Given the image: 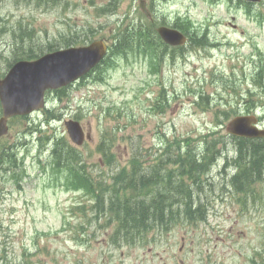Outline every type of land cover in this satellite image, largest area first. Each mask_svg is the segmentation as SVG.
<instances>
[{"label":"rangeland","instance_id":"rangeland-1","mask_svg":"<svg viewBox=\"0 0 264 264\" xmlns=\"http://www.w3.org/2000/svg\"><path fill=\"white\" fill-rule=\"evenodd\" d=\"M69 1L79 3L82 0ZM95 1L98 3L108 2V0ZM148 1L151 6H154L155 1L153 4L150 0ZM233 1L234 3L229 4V7L222 0L217 5H209L205 0L159 1V10L156 14L160 20L165 16L175 18L188 15L194 25L200 29L208 30L210 36L217 38V42L222 45L213 48H209L210 46L207 45L202 50L188 52L184 58L177 59L175 63L168 62L163 66L160 75L161 83L166 91L172 92L177 97L162 116L148 121V127H145L143 122L134 123L131 112L138 111L137 104L142 106L146 104V108H150L152 98L156 96L160 84L146 85L144 74L147 72L139 61L136 62L134 57L131 56L128 60L119 59L118 65L108 73L104 83L90 82L87 86L78 88L76 85L73 88L71 96L75 100L64 101L66 104L70 103L65 111L67 115L73 114L75 111L82 112L80 114L82 123L93 136L92 141L80 147L88 166H94L100 158V154L96 151L98 139L96 134L101 125L104 129L106 126L117 124L126 127L124 130L126 135H124V139L119 140L121 143L115 149L119 156L124 153L128 154L130 147L128 141L125 140L128 135H131L142 147L149 148L157 144L158 134L162 135L164 132H167L169 137L189 135L195 139H199L207 131L223 132L217 125L225 119L223 114L230 110L222 99L223 95L227 93L223 89L224 82L227 81V77L232 78L235 72L239 75V71L244 69L242 68L244 64L249 63L248 65H250L260 60L264 61V25L259 23L257 16L249 17L244 7L239 8L237 0ZM134 2L138 6L136 0L119 1L121 7L116 14L121 15L122 18L127 14L136 20L138 10L136 6H133ZM81 5L82 7L76 11L72 6L69 10L64 11L59 5L48 12L40 10L32 4H21L16 7L7 5L0 9V17L7 19V26L14 25L17 35L22 34V29H19L17 21L23 19L25 28H27V24H30L36 29L38 33L36 41L42 45H46L50 41L60 42L59 31H65L69 27L80 30L89 23L97 28L103 26L99 36H108L117 16L111 17L112 23L102 22V18H96L93 14L91 18L83 13L85 9L90 13L93 10L85 1ZM252 8L257 13L264 12V2L252 5ZM232 17H235V22L239 25L238 31L226 26V22H229L228 19ZM195 30L198 29L195 28ZM224 35L227 36V40L231 41L230 45H223L225 41H221V38ZM24 39L27 45L32 44L30 37L24 36ZM253 44L256 45L255 49ZM10 49L11 38L7 34L0 36V71H4L6 68L5 56H8ZM213 72H215L214 79ZM253 73L250 71L247 75L252 76ZM203 76L206 78L204 82H201L200 79ZM202 84L205 89L193 98V88ZM85 90L86 94L83 93ZM186 90H188V94ZM201 94L208 95L207 101L205 99L206 103L200 104L203 105V108L196 102L200 100ZM83 96L89 100L82 103L81 111L79 110V100L83 99ZM189 97H192V100ZM96 103H101L104 108L115 106L120 108L122 113L119 115L116 111H111V116H108L103 122H99L95 119V115L99 114L101 108L96 106ZM87 109L90 111L88 112ZM227 121L228 119L224 121L223 126ZM21 122L28 121L18 119L13 122L10 132L0 141L1 147L4 148H8L16 141L24 143L17 149L21 150L19 155L24 159V166L28 173L24 177L23 191H17L13 183L5 182L0 175V192L5 188L11 190L6 201L0 194V222H3L4 228L9 227L8 233L10 234V243L2 235L0 236V255L5 256L0 264H76L74 263L76 256L73 258L64 255L65 251L73 254L78 253L77 247L74 246V241L71 239V230L59 231L62 224L61 207L69 205L72 195L61 187H51L48 178L39 173L40 169L35 159L39 155L43 161L49 160L53 139L56 138L55 134L63 132L62 125L61 123L52 125L45 123L43 126L39 124L38 129L41 128L39 132L24 133L25 127L22 128ZM35 124L33 122L32 126ZM40 137L44 140L46 137L51 138L46 147L48 150L45 149L42 153H40L42 145ZM125 158L126 156L118 162L121 163ZM95 171L100 174L101 169L95 165ZM102 171H104L103 168ZM229 179L230 177L227 176L225 180L229 182ZM215 180L216 189L211 193L205 191L202 197L204 200H209L210 204L213 203L215 206L221 207L223 204L216 197V194L219 193L217 188L220 187V182L218 179ZM173 183L176 185L177 182ZM224 208H228L236 216L233 208L228 206ZM11 211H14V214L10 215ZM230 214L224 213L225 216ZM218 221L221 220L216 218L212 223L198 225L181 222L165 232L160 245L153 251H148L150 246L134 249L130 254L121 257L122 264H250L248 259L254 256V249L251 246H254L253 244L256 242L253 233L247 231L246 236L243 233V236L236 242L241 219L237 222L232 233L217 231ZM34 226L38 231L52 232L53 235L51 238L40 236L38 238L39 249L31 247L27 239V234ZM243 228L247 230L246 227ZM26 243L28 245L25 248V253L22 254V245ZM51 250H57V256H52ZM90 252L101 258L98 250L92 249ZM118 262L117 260L114 263Z\"/></svg>","mask_w":264,"mask_h":264},{"label":"trees","instance_id":"trees-1","mask_svg":"<svg viewBox=\"0 0 264 264\" xmlns=\"http://www.w3.org/2000/svg\"><path fill=\"white\" fill-rule=\"evenodd\" d=\"M256 162L264 163V154L261 151L256 150ZM182 163H185L181 160ZM190 162V172H203V164L197 163L195 160ZM258 169H246L241 170L236 178L233 179V184L238 190L245 191L246 187L244 182L247 178H250L253 174L257 173ZM180 177L181 169L179 168ZM198 176L197 181L200 178ZM232 179L230 178V181ZM124 186L114 187L112 194L105 198L104 195H99L96 203V208L104 211L111 223H115L117 227L112 236V243L121 245L122 243L144 242L148 237V232L156 228H167L171 220H176L180 214L179 210L173 208V203L168 202V189L162 186V190L154 193V198L150 203H146L144 198L140 195L136 198L134 196H128L126 193H122L123 190L130 187H137L141 185V191L147 189L149 186L153 187L154 183L141 173V169L138 160L135 159L132 163V169L130 175L124 178ZM183 185V182H180ZM140 191V194H141ZM183 196L178 197V205H184L185 213L190 217L193 214L203 216V212L200 209L196 211L192 210V196L193 189L191 187H185L178 191ZM157 195H159L157 197ZM108 210V211H105Z\"/></svg>","mask_w":264,"mask_h":264},{"label":"water","instance_id":"water-1","mask_svg":"<svg viewBox=\"0 0 264 264\" xmlns=\"http://www.w3.org/2000/svg\"><path fill=\"white\" fill-rule=\"evenodd\" d=\"M160 32L166 40H168L174 44H178V43H181L184 41V38L181 35H180L181 37L179 35L175 36L174 32L171 30L161 28ZM66 53H67V56H66ZM71 56H72V53L69 51H66L65 54L63 53L62 56L60 57L58 63L60 65V67H62V68L60 69L59 74L56 76L57 79H59L60 76L63 75V73L66 69L65 68L66 60H68ZM23 66H27L29 68L32 67L30 65H23ZM25 69H28V68H25ZM17 72L25 73L26 70H23V69L17 67L14 74ZM12 77H15V76L13 75ZM3 84L5 86H10V85L11 86L6 87V89L3 87H0V93H1L2 101H3L4 107H5L4 108L5 117L3 118L2 122L0 123V133L5 131V128H3V125H4L5 120L8 116L16 114V113H25V111L33 105V102L32 101L30 102V98H31L30 93H22L23 83H19L17 81L14 82L11 79H7ZM12 85H15V87H12Z\"/></svg>","mask_w":264,"mask_h":264},{"label":"bare ground","instance_id":"bare-ground-1","mask_svg":"<svg viewBox=\"0 0 264 264\" xmlns=\"http://www.w3.org/2000/svg\"><path fill=\"white\" fill-rule=\"evenodd\" d=\"M231 178V177H230ZM229 182H230V179H229ZM176 185H177V183H176Z\"/></svg>","mask_w":264,"mask_h":264}]
</instances>
